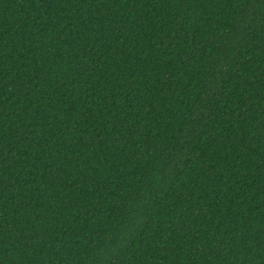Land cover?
Listing matches in <instances>:
<instances>
[{"label":"trees","instance_id":"16d2710c","mask_svg":"<svg viewBox=\"0 0 264 264\" xmlns=\"http://www.w3.org/2000/svg\"><path fill=\"white\" fill-rule=\"evenodd\" d=\"M0 264H264V0H0Z\"/></svg>","mask_w":264,"mask_h":264}]
</instances>
